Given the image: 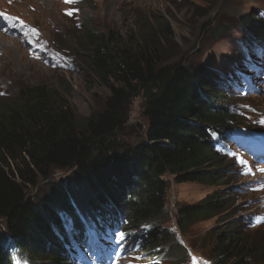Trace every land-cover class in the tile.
I'll return each mask as SVG.
<instances>
[{"label": "trees", "instance_id": "obj_1", "mask_svg": "<svg viewBox=\"0 0 264 264\" xmlns=\"http://www.w3.org/2000/svg\"><path fill=\"white\" fill-rule=\"evenodd\" d=\"M257 15L243 21L254 39L249 44L253 49L264 43V15ZM83 35L86 45L81 44L78 55L111 92L103 112L81 124L72 107L59 104L55 91L38 84L22 85L15 99L2 102L0 220L7 222L18 253L0 244V264H69L77 246L88 255L81 263L92 264L93 254L97 262L101 259L94 243L105 242L106 235L112 241L117 232L136 237L137 251L151 260L184 264L187 249L162 226L169 220L166 175L178 184L217 188L177 211L182 233L217 219L207 237L214 241L218 263L263 264L264 243L252 242L239 231L243 226L230 213L237 193L226 187L234 173L224 156L227 145L246 147L248 142L254 156L264 148L262 141L237 136L243 118L232 103L233 92L239 82L250 86L242 81V70L228 76L192 73L181 63L158 66L160 42L154 38L151 49L145 50L132 43L121 46L113 32L104 34L93 24ZM141 92L149 124L146 142L128 147L118 136L131 98ZM54 170L73 171L74 202H68L61 187L55 191L66 207L63 211H71L67 222L62 212L37 203L26 192V185L35 186L38 177L50 178Z\"/></svg>", "mask_w": 264, "mask_h": 264}, {"label": "rangeland", "instance_id": "obj_2", "mask_svg": "<svg viewBox=\"0 0 264 264\" xmlns=\"http://www.w3.org/2000/svg\"><path fill=\"white\" fill-rule=\"evenodd\" d=\"M258 11L264 15V0H0V24L14 35L31 38L40 47L33 58L17 41L0 32V111L4 99L16 98L18 87L38 84L55 91L59 104L72 107L81 124L103 112L110 89L78 55L86 41L83 34L93 24L104 34L113 32L114 38L123 43L121 46L132 43L131 46L148 50L154 38V42H160L156 45L160 53L158 66L181 63L192 73L218 72L228 76L242 70L246 78L242 81L250 86L239 82V89L233 92L232 103L243 118V124L236 129L237 136L264 142V43L255 49L249 46L253 38L243 26L244 20L257 19ZM61 51L63 54H59ZM126 114L127 122L118 136L120 142L128 147L146 142L149 124L144 116L143 92L131 98ZM245 146L231 142L224 154L234 170L226 187L237 193L230 213L243 226L239 228L243 236L261 244L264 148L254 156L248 142ZM72 175L71 170H54L48 179L38 177L35 186L26 185L28 197L37 203H48L62 212L67 222L71 211H63L66 207L55 191L61 187L72 204L76 191ZM164 178L169 182V220L162 226L187 249L184 264H193V257L201 264H220L213 253L214 241L207 237L217 226V219L197 223L186 233L176 223L180 208L197 204L217 188L178 184L171 175ZM119 234L112 241L106 235L105 242L94 243L96 252L101 251L102 255L98 262L95 255L89 257L92 264H173L166 258L151 260L150 255L137 251L133 242L136 237L129 235L120 240ZM68 236L72 239L71 234ZM0 244L18 253L5 220H0ZM77 248L78 253L69 264H82L81 258H88L82 247Z\"/></svg>", "mask_w": 264, "mask_h": 264}, {"label": "clouds", "instance_id": "obj_3", "mask_svg": "<svg viewBox=\"0 0 264 264\" xmlns=\"http://www.w3.org/2000/svg\"><path fill=\"white\" fill-rule=\"evenodd\" d=\"M0 32L3 35L7 36L8 38H11V39L17 41L25 50L28 51L29 55L33 57V55H31L32 46L30 45V43H27V40L24 37H22L20 35H19V37H13V36H10L9 34L5 33V32H2V31H0ZM59 54H63V52L61 51V52H59ZM42 60H44V59H42Z\"/></svg>", "mask_w": 264, "mask_h": 264}, {"label": "snow or ice", "instance_id": "obj_4", "mask_svg": "<svg viewBox=\"0 0 264 264\" xmlns=\"http://www.w3.org/2000/svg\"><path fill=\"white\" fill-rule=\"evenodd\" d=\"M67 2H76V0H67ZM89 235H90V236H94L95 233L90 231V232H89ZM119 239H120V240L125 239V236H124L123 233H120V234H119ZM193 264H201V262L198 261L197 258L193 257ZM203 264H207V262L205 261V262H203Z\"/></svg>", "mask_w": 264, "mask_h": 264}, {"label": "bare ground", "instance_id": "obj_5", "mask_svg": "<svg viewBox=\"0 0 264 264\" xmlns=\"http://www.w3.org/2000/svg\"><path fill=\"white\" fill-rule=\"evenodd\" d=\"M16 29V28H15Z\"/></svg>", "mask_w": 264, "mask_h": 264}]
</instances>
